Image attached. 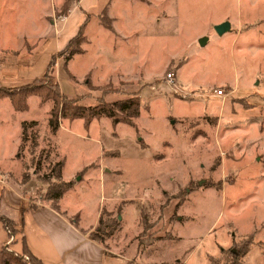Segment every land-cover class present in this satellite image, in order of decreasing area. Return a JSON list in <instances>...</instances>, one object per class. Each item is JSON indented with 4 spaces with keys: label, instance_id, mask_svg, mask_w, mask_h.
Instances as JSON below:
<instances>
[{
    "label": "rangeland",
    "instance_id": "obj_1",
    "mask_svg": "<svg viewBox=\"0 0 264 264\" xmlns=\"http://www.w3.org/2000/svg\"><path fill=\"white\" fill-rule=\"evenodd\" d=\"M48 1L50 5L47 0H0V46L7 39L10 45L20 46L23 37H28L27 33L32 34L39 25L45 29L53 24L59 29L65 15L64 4L58 5L61 0ZM74 1L69 0L70 6ZM167 12V18L158 23L145 22L146 35L137 42L136 54L131 56L130 50H120L119 55L114 52L120 69L131 72L130 65L137 61L139 67L149 70L151 78H156L142 93L137 128L125 124L113 126L106 117L93 122L88 134H101L103 146L109 147L103 151L108 150L107 156H100L105 164L93 163L76 174L80 186H84L87 172H103L104 166L118 167L122 175H106L105 187L112 184L110 193L113 191L122 199H140L139 223L147 217L146 229L149 224L156 230H150L149 235V229L136 234L135 226H129L127 220H118V213L129 204L121 201L120 206L104 207L101 227L90 236L93 239L95 236L109 250L134 252L136 246L141 249L158 240L153 235L164 230L155 228L153 219L159 218L160 222L164 216L158 210L172 205L178 209L172 221L180 215L183 233L189 227L197 230L195 236L200 246L189 264L206 262L207 257L208 264H264V0H167ZM103 21L109 24L106 17ZM223 21H229L230 29L219 35L214 26ZM202 37L208 40L204 46L199 44ZM25 41L23 50H29L33 40L25 38ZM50 42L48 36L38 55L40 64L51 48ZM76 47L73 43L63 54L60 52L65 48L53 54L55 65L50 70L48 64L45 73L36 78L48 72L59 83L61 92L69 94L76 90L78 95L73 99L85 107L102 101L110 104L115 97L137 95L134 86L101 85L105 81L101 76L113 72L115 62L104 56L106 67H102L103 71L95 70V64L102 61L98 60L101 54L93 53L96 48L88 49L84 57H76L71 64L74 76L86 74L80 82L82 86H73L64 75L67 71L64 60L70 49ZM80 49L84 51L82 43ZM10 52L1 53L0 59L13 60L8 57ZM177 68L174 85L165 77ZM219 89L222 95L217 96ZM36 97L40 108L32 103L25 115L38 122L27 129L19 165L12 166L14 179L9 177L25 194L44 200L50 184L62 183L52 172L62 161V154L66 156V175L88 160L98 159L100 154L94 143L76 134L81 131L78 124L72 127L74 136L60 129L49 133L41 112L47 111L49 121L54 103L52 100L42 103ZM66 122L59 118V125ZM136 131L151 146L150 154L162 157L161 163L146 157H142L143 162L135 161ZM116 150L120 152L118 157L109 156L117 155ZM76 176L72 183L77 182ZM97 183L93 181L90 189L81 191L79 196L85 215L99 199ZM164 189L167 191L162 198H155L156 192ZM114 219L119 221L117 229L111 223ZM165 236L173 235L166 232ZM176 252L168 249L167 257Z\"/></svg>",
    "mask_w": 264,
    "mask_h": 264
},
{
    "label": "crops",
    "instance_id": "obj_2",
    "mask_svg": "<svg viewBox=\"0 0 264 264\" xmlns=\"http://www.w3.org/2000/svg\"><path fill=\"white\" fill-rule=\"evenodd\" d=\"M38 1V0H37ZM65 0H61L58 5L62 6ZM54 3V2H53ZM47 5L50 2L47 0ZM49 9V6H48ZM48 15V13H47ZM167 0H75L72 2L67 14L63 15L61 26L55 29L54 25L50 24L49 27L43 28L42 25L37 26L32 34L24 36L20 46L10 45V40L3 41L0 46V54L6 50L11 51L8 57L13 60L0 59V86L2 87H19L33 81L34 78L42 76L49 64L51 56L64 49L68 42L78 34L79 30L84 36L82 48L84 51L74 54L69 59H65L66 70L65 77L74 85H83L80 83L83 77H76L72 74L71 64L76 57H84L90 50L94 54H101L98 56L99 65L95 64L94 69L103 71L106 64L104 56L115 62L110 74L101 76L105 80L100 82L101 85L111 83L114 86L120 84L126 86L137 87L135 90L137 95H130L129 98L138 99V116L132 118V124L124 121L113 122L110 117L100 116L94 117L88 126L85 125L83 118H75L73 120L65 119L67 122L58 126L55 131L51 130L47 120V111L42 110L44 122L48 128L49 133H56L59 129L67 134L73 135V126L79 125L80 139L84 141H91L96 146V150L100 154L98 159L88 160L82 167L75 171H70L67 175L65 173L66 156L62 154V166L60 177L57 179L64 183H71V187L66 190L58 199L51 200L48 203L45 199L36 200L35 197L25 194L20 185L15 182L12 184L10 179L13 167L19 165L18 158L22 145L25 141L24 135H27V129L33 124H37V119L28 117L25 112H28L32 103L38 106L39 101L36 96H31L28 99V109L26 111H17L14 109L10 99L3 97L0 99V216L12 222L15 229V235L12 241L8 237L7 231L0 221V248L6 243L10 242L9 248L16 253H22L26 247L35 257L40 259L43 264H189L191 258L195 255L200 246V241H197L195 236L197 230L195 227L187 228L183 233V223L180 215L176 218L175 222L172 221V215L178 212L175 206H166L163 211L158 210L163 214L164 218H154L153 224L156 228L159 226L164 231L162 234H154L158 240H153L152 244L143 248L135 247L134 252H119L116 250H109L104 247L100 241L93 239L90 234L98 226L101 213L107 205L120 206L121 201H128L122 208V212L116 216L118 220H127L129 226H135L134 231L136 234L148 231V235L152 233L153 228L148 224L146 229V219L139 223L140 212L138 201L140 199L125 198L122 199L115 194L112 189V184L108 188L104 185L106 175H122L118 167L112 166L110 168L104 166L103 172L98 170V173L87 172L83 183L80 186L79 177L76 174L84 168L89 167L93 163L100 165L105 164L101 162V154L107 148L104 147L100 136H90L88 129L90 125L98 121L102 117L108 118L110 124L113 126L125 124L132 128H137V118L140 116V106L142 93L146 87L152 86V82L156 78H151L149 70L145 67H139V63L134 61L131 64L132 71H126L124 68L118 67V56L114 58V52L119 55V51L130 50L131 56L136 54L138 49L137 42L144 39L146 35L145 22H160L163 18H167ZM106 17L109 24H105L103 19ZM222 35V34H221ZM51 40L50 50L46 56L41 59V64L38 59L41 47L46 45V41ZM22 37V36H21ZM52 37V38H51ZM198 35L195 36V38ZM25 38L33 40L29 50L25 48ZM29 38V39H28ZM194 38V39H195ZM204 38V37H202ZM200 38V39H202ZM207 38L205 44L207 43ZM204 44V45H205ZM201 45V46H204ZM50 53V55H49ZM110 55V56H109ZM130 56V57H131ZM142 64L145 63L144 59H137ZM111 61V62H112ZM135 66H137L135 68ZM106 67V66H105ZM179 68V67H178ZM174 71V85L177 84V70ZM91 74V72L87 73ZM94 77H96L94 75ZM166 78V77H165ZM98 83V82H96ZM59 84V83H58ZM97 85V84H96ZM99 86V85H98ZM62 94L73 98L76 95V90L73 92ZM80 95V94H79ZM124 98L128 99V95ZM123 97H115L113 102L124 99ZM78 102V100H77ZM84 106V105H83ZM92 106V105H91ZM145 107V105H143ZM26 122L27 126L24 129L23 123ZM82 125V127L80 126ZM137 130V129H136ZM117 137V134L114 133ZM74 136V135H73ZM133 149L135 153V161L143 162L142 157L148 158L147 160L161 163L162 157L155 155L151 146L142 138H139L136 131L133 138ZM103 146V147H102ZM113 151H111L112 153ZM149 152V155L145 153ZM114 153V152H113ZM117 155H109L111 157H118L120 152L116 150ZM105 156H107L105 154ZM144 158V159H146ZM64 160V161H63ZM13 166V167H12ZM9 175L12 177L10 178ZM76 176V183H72L71 179ZM56 178V176H55ZM98 182L99 199L94 204L88 215H85L83 208L79 205L80 198L83 190L90 189L92 182ZM89 184V186H88ZM158 183L157 186H159ZM167 190L157 191L155 198H162L164 192ZM85 192V191H84ZM54 202V203H52ZM181 214V213H180ZM145 218V217H143ZM142 219V217H141ZM158 221L156 222V220ZM164 219V220H163ZM117 220V221H118ZM119 222V221H118ZM143 225V226H142ZM212 226L208 229H211ZM152 230V231H150ZM159 232L161 229H158ZM169 232L173 236H165ZM146 234V233H145ZM194 242V244H192ZM233 242V241H232ZM231 242V243H232ZM158 244V245H157ZM154 245V246H153ZM184 247L188 249L184 250ZM154 248V249H153ZM158 251H155V250ZM168 249L177 251L173 256L167 257ZM184 250V252H183ZM205 255H208L206 252ZM208 257L206 262L198 261L197 264H208Z\"/></svg>",
    "mask_w": 264,
    "mask_h": 264
},
{
    "label": "trees",
    "instance_id": "obj_3",
    "mask_svg": "<svg viewBox=\"0 0 264 264\" xmlns=\"http://www.w3.org/2000/svg\"><path fill=\"white\" fill-rule=\"evenodd\" d=\"M70 3L69 0H66L63 5L62 13L66 14L69 9ZM84 36L79 30L78 34L74 36L67 44L64 50L60 53L66 52L69 50L70 46L73 43L77 44V47L74 49H70V51L65 55V59H69L74 54L81 52L80 45L83 42ZM55 65V59L51 56L49 61V69ZM51 70V69H50ZM39 96L41 102H46L48 100H52L54 103L53 108L50 112L49 118V126L52 131H55L59 126V118H67L69 120H73L75 118H83L85 121V125L88 126L90 121L94 117L107 116L112 119L113 122L124 121L129 124H132V118L138 116L139 108H138V99L128 98L120 101H116L110 104L99 102L97 105L85 107L83 105H79L76 99L69 98L68 96L62 94L59 89V85L51 74L48 72L41 78H35L32 82L25 84L19 87H2L0 86V98L8 97L17 111H25L28 108L27 100L31 96ZM27 123H23L24 129L26 128ZM62 162L56 164V167H53L52 172H55L56 178L60 177ZM43 180L46 183L49 181L45 178ZM71 187V183H59V184H50L48 186V190L46 192L45 200L58 199L66 190ZM0 221L2 222L4 228L7 231L8 237L13 238L15 235V229L13 227L12 222L8 219L0 216ZM102 219L100 217L98 226L96 230H98L102 224ZM111 223H114L113 227L118 226V221L114 219ZM108 225H105V228ZM117 229V228H116ZM94 239L97 238L94 236ZM10 242L6 243L0 248V264H43V262L35 257L26 247L22 253H16L15 251L9 248ZM250 244V243H248ZM247 250V249H246ZM247 252V251H246ZM234 254L236 252H233Z\"/></svg>",
    "mask_w": 264,
    "mask_h": 264
},
{
    "label": "water",
    "instance_id": "obj_4",
    "mask_svg": "<svg viewBox=\"0 0 264 264\" xmlns=\"http://www.w3.org/2000/svg\"><path fill=\"white\" fill-rule=\"evenodd\" d=\"M214 29L217 34L221 35L230 29L229 21H223L214 26ZM206 38L199 39V44L204 45Z\"/></svg>",
    "mask_w": 264,
    "mask_h": 264
},
{
    "label": "built area",
    "instance_id": "obj_5",
    "mask_svg": "<svg viewBox=\"0 0 264 264\" xmlns=\"http://www.w3.org/2000/svg\"><path fill=\"white\" fill-rule=\"evenodd\" d=\"M174 77H175V73H174L173 71L168 72V73L166 74V79H167V81H168L169 83L174 84ZM216 95H217V96L222 95V90H221V89L216 90ZM12 239H13V238H10L11 241H12Z\"/></svg>",
    "mask_w": 264,
    "mask_h": 264
}]
</instances>
